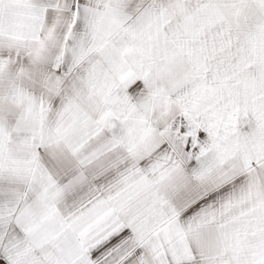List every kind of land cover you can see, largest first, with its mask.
<instances>
[{
	"label": "snow or ice",
	"instance_id": "1",
	"mask_svg": "<svg viewBox=\"0 0 264 264\" xmlns=\"http://www.w3.org/2000/svg\"><path fill=\"white\" fill-rule=\"evenodd\" d=\"M0 264H264V0H0Z\"/></svg>",
	"mask_w": 264,
	"mask_h": 264
}]
</instances>
